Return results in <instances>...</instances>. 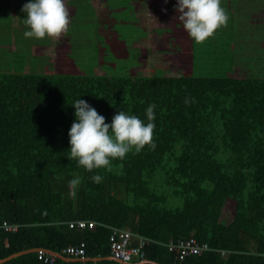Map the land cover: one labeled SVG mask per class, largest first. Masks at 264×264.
Masks as SVG:
<instances>
[{"label": "trees", "instance_id": "trees-1", "mask_svg": "<svg viewBox=\"0 0 264 264\" xmlns=\"http://www.w3.org/2000/svg\"><path fill=\"white\" fill-rule=\"evenodd\" d=\"M77 98L106 122L121 110L144 119L155 103V148L94 170L103 180L93 183L68 158ZM75 176L82 183L72 194ZM80 220L96 228H70ZM6 221L20 229L5 232ZM110 227L149 239L146 260L160 264H264V76L0 72V260L85 242L86 258L100 260L54 264H123L109 259ZM191 237L212 250L180 260L167 246ZM3 264L48 263L35 252Z\"/></svg>", "mask_w": 264, "mask_h": 264}, {"label": "rangeland", "instance_id": "rangeland-1", "mask_svg": "<svg viewBox=\"0 0 264 264\" xmlns=\"http://www.w3.org/2000/svg\"><path fill=\"white\" fill-rule=\"evenodd\" d=\"M134 1L122 0L121 6L114 7L112 16L105 14L100 17L98 30L94 32L92 28H85L82 33L70 35V31L74 29L68 28V31L59 37H45V41H38L36 38L28 39L23 35L25 25L21 19L24 18V13L21 11L22 7H18L23 6L25 0H0V72L99 74L117 77L179 75L190 78H219L228 73L230 76L240 78L264 76V46L261 44L264 39V10L261 15L255 16L258 22L256 30L254 28L245 31L246 36L239 43H236L234 36L235 26L231 28L228 36H222L218 42L206 40L199 44L195 43L187 32L167 30L162 34L170 36L168 47L162 48L158 55L151 54L146 59L147 57L142 56L144 51L140 52L133 47V44L145 35L137 27L139 17L129 13L131 6L135 5ZM235 15L231 22L236 19ZM71 24L72 22L69 26ZM150 24L154 28L159 26L158 22L152 21ZM68 35L71 42L69 44L74 45L71 49H65L64 47L68 45L63 44L64 38ZM79 37L94 39L89 44L93 47L81 45L83 41L80 42ZM38 43L40 44L35 49L24 46ZM7 45H11L12 49ZM171 52H174L175 57L172 54L169 56ZM147 60L149 64L144 66ZM43 61L45 65L42 64ZM255 62L257 64H254ZM176 66L177 68L180 66V69L174 72L177 70ZM148 68L170 71L149 72ZM232 211L231 207H226L225 220L231 219Z\"/></svg>", "mask_w": 264, "mask_h": 264}, {"label": "clouds", "instance_id": "clouds-1", "mask_svg": "<svg viewBox=\"0 0 264 264\" xmlns=\"http://www.w3.org/2000/svg\"><path fill=\"white\" fill-rule=\"evenodd\" d=\"M21 11L25 14L21 19L25 25V38H55L68 31L70 16L65 0H27ZM174 11L184 30L197 44L208 40L229 20L222 0H176ZM193 102L192 97L184 99L185 104ZM71 106L75 109V119L68 132V158L93 173L90 177L93 183L103 180L99 171L94 170L107 169L113 161L123 160L130 152L139 153L146 146L153 149L156 146L155 103L147 105L144 119L121 110L113 115L111 122H106V117L84 99H75ZM81 183L80 176L69 180L72 194Z\"/></svg>", "mask_w": 264, "mask_h": 264}, {"label": "crops", "instance_id": "crops-1", "mask_svg": "<svg viewBox=\"0 0 264 264\" xmlns=\"http://www.w3.org/2000/svg\"><path fill=\"white\" fill-rule=\"evenodd\" d=\"M26 2L27 0H25V3ZM134 2L135 5L131 6L129 13L132 16L136 15L139 17V24L137 27L142 30L145 35L141 36V38L133 44V47L140 50V52L144 51L142 56L147 57L146 59H148L151 54L155 55L156 53V55H158L162 51V48L164 49L168 47L167 44L170 41V36L166 37L165 33L162 34L163 32H166L167 30H171L172 32H186L182 26V22L178 19V16H176L177 14L174 11L176 0H167V3H165V0H135ZM65 3L69 16L71 17L70 22H72L69 29H74L70 31V35H72L73 33L84 32L85 28H92V32L98 30V25L100 23L99 18L105 14L111 16L114 7L117 6L118 8L121 6L120 3H122V0H65ZM222 6L229 15L228 23L219 28L215 34L208 39V41L218 42L222 36H228L232 31L231 28L235 26L236 30L234 32V36L236 37V43H239L246 36L245 31L254 30V28L256 30L258 27L256 25L258 22L255 16L262 14V11L264 10V0H222ZM21 7L22 5L18 8ZM236 13L239 14L236 16ZM234 15L236 19L234 22H231ZM237 17L239 18L237 19ZM98 19L99 21L97 22ZM152 21L158 22L159 26L154 28L152 24H150ZM67 39L70 42L69 35L64 38L63 42ZM92 40L94 39L89 37L80 38V42L83 41V44L81 45H88L87 47L89 48L93 47L89 45ZM41 41H45V39L43 38ZM261 44L264 46V39L261 41ZM261 44L260 47L263 48ZM70 45L71 48L74 47L73 44ZM36 47L38 48V45L27 46V48L31 49H35ZM171 54L173 55L174 52H171L169 56ZM173 57L175 56L173 55ZM148 64L149 60H147L143 65L148 66ZM254 64L257 63L255 62ZM175 68H177V66ZM148 69L150 70L149 72L170 71L162 69ZM179 69L180 66L174 72H177ZM234 70L235 68L233 71Z\"/></svg>", "mask_w": 264, "mask_h": 264}, {"label": "built area", "instance_id": "built-area-1", "mask_svg": "<svg viewBox=\"0 0 264 264\" xmlns=\"http://www.w3.org/2000/svg\"><path fill=\"white\" fill-rule=\"evenodd\" d=\"M96 223L94 221H73L70 222V228H77L79 230L95 229ZM5 232H17L20 225L4 222L1 226ZM110 249L112 257L123 262H141L146 260L145 247L150 241L144 236L135 234L130 229L110 227ZM134 239L138 240L137 245H132ZM170 251H180V260L191 255H202L203 253L212 250L208 243H199L194 237L188 239H180L176 242L171 241L167 244ZM225 255L226 253L223 252ZM61 255L68 258L84 259L86 258V245L82 242L80 245L69 246L63 249ZM38 258L45 263L54 264L58 257L51 255L47 250L40 249L38 251Z\"/></svg>", "mask_w": 264, "mask_h": 264}, {"label": "water", "instance_id": "water-1", "mask_svg": "<svg viewBox=\"0 0 264 264\" xmlns=\"http://www.w3.org/2000/svg\"><path fill=\"white\" fill-rule=\"evenodd\" d=\"M39 249H32V250H27V251H22V252H19V253H16V254H13L11 255L10 257L8 258H5V259H2L0 260V264H3L11 259H14V258H17L19 256H22V255H25V254H29V253H35V252H38ZM48 253H50L51 255H54L60 259H63V260H66V261H83L82 259H77V258H68V257H65L61 254H58V253H54V252H51V251H47ZM101 258H96V259H88V258H85L84 261H98L100 260ZM109 259H113V260H116V261H119L123 264H160V263H157V262H153V261H150V260H145V261H141V262H123V261H120V260H117L115 259L114 257H110Z\"/></svg>", "mask_w": 264, "mask_h": 264}]
</instances>
